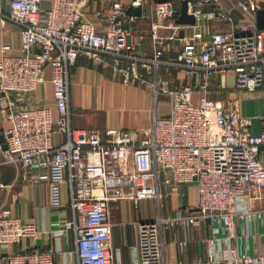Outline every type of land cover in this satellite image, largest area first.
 I'll return each instance as SVG.
<instances>
[{
    "label": "built area",
    "instance_id": "1",
    "mask_svg": "<svg viewBox=\"0 0 264 264\" xmlns=\"http://www.w3.org/2000/svg\"><path fill=\"white\" fill-rule=\"evenodd\" d=\"M87 1L51 0L41 8L39 0H8L7 12L0 8L20 23L21 36L14 53L1 48L0 160L27 168L32 183L46 181L49 203L56 207L63 203L66 181L71 209L46 228L19 218L9 205L0 207L1 264H56L58 255L66 264L71 253L77 264H122L121 248L112 240V201L129 198L138 206L148 197L158 209L148 219L132 220V264H168L167 231L184 253L195 242L207 264H264V118L255 132L252 115L214 95L228 88L264 91V28L256 21V9L264 5L233 0L231 8L243 13L237 19L222 0H189L195 14L190 24L207 14L228 19L229 27L205 37L200 31L183 35L182 50L163 60L167 36L161 27L169 25L179 35L178 0H157L153 6L152 56L143 47L146 33L134 30L146 16L144 0H110L95 10L94 21ZM248 12L253 17H246ZM82 52L94 64H107L104 54H110L113 72L126 84L150 82L155 104L147 124H74L71 70ZM165 62L182 65L193 80L172 86L160 73ZM47 80L54 106L31 103L32 91ZM160 93L170 95L166 112L157 107ZM51 166L66 169V176L54 177ZM187 184L197 189L195 204L165 210L164 196L184 195ZM243 193L247 200L232 206L233 195ZM70 229L75 242L67 250L62 238ZM43 231L54 239L49 248L7 250L11 242L23 236L34 240Z\"/></svg>",
    "mask_w": 264,
    "mask_h": 264
},
{
    "label": "crops",
    "instance_id": "2",
    "mask_svg": "<svg viewBox=\"0 0 264 264\" xmlns=\"http://www.w3.org/2000/svg\"><path fill=\"white\" fill-rule=\"evenodd\" d=\"M157 0H144L143 9L145 17L138 20L134 24V30L136 32H145L146 38L144 45L146 53L150 56L154 54V47L152 36L149 31L150 21L153 18V6ZM179 1V6L181 0ZM51 0H39L40 7L45 8L51 5ZM86 4V12L88 17L93 21L97 20L95 10L98 8L107 7L110 4V0H88ZM223 4L231 9L235 18L243 16V13L237 8H231L233 0H222ZM263 0L260 3L264 5ZM212 4H207L206 9L211 8ZM0 8L3 12H7L9 8L8 0H0ZM137 11L141 10V7L136 8ZM246 17H253L251 12L247 13ZM129 22L126 21L125 25ZM229 27V21L226 18H211L207 14L203 15L197 22L196 25H180V33L177 35L176 31L169 25L161 27V31L167 36L165 49L161 55L163 60L175 58L178 53L182 50V45L185 42L183 35H190L195 31L202 32L205 37L209 32L217 29H226ZM184 32L182 33V29ZM20 23L16 20H12L7 15L0 13V55L2 53L1 48L5 52L14 53L18 49L20 44ZM104 58L107 64H94L92 58L85 52L79 54L77 61L72 66L71 70V110L73 114V122L76 125L94 126L105 128L106 126H144L150 120L152 114L151 101L154 99L153 89L149 81H136L126 84L120 76L114 75L111 71V55L104 54ZM50 70H46V75H49ZM162 77L169 78L172 86H176L183 81H192L193 78L186 75L184 68L180 64H168L164 63L160 71ZM118 86L116 83H118ZM217 80L215 83L217 84ZM141 84V85H138ZM144 85V86H142ZM141 86L143 88H141ZM147 99V104L143 107L135 104L137 97V91L141 90ZM215 96L228 99L230 102H236L239 112H244L255 116V119L264 115V91L256 88V90L247 89H232L228 88L224 93L214 92ZM106 94V96H105ZM108 99L109 108L104 112L97 111L99 105L100 110L104 109L105 97ZM100 98V99H99ZM117 98L119 104L115 107L113 99ZM130 99L132 102L130 103ZM135 99V100H133ZM144 101V100H143ZM142 101V102H143ZM163 106L159 111L166 112L169 106H166L167 101L164 100ZM30 102L32 103H45L54 106L55 101L53 98V85L49 80L40 82L37 84L35 89L30 94ZM104 103V104H103ZM129 104V105H128ZM94 106H96L94 108ZM159 107V102L158 106ZM134 111H132V110ZM139 110V111H138ZM140 110H146V114L143 117H139ZM148 110V111H147ZM138 111V112H137ZM125 112V113H124ZM53 114L57 115V111L54 108ZM111 114V115H110ZM263 124V123H262ZM262 124H259L253 131L257 132ZM1 158V157H0ZM2 172L5 173L8 181H0V207L7 204L11 207L12 211L21 219L31 221L37 227L45 226L46 228H53L58 225L61 218L64 215H68L71 212L69 208V193L68 184L66 181L61 183V194H62V205L56 207L50 205L49 194H47V183L46 181L30 182L27 179L29 171L27 168L22 166L15 167L12 163L4 162L0 160V175ZM66 169L59 168L57 166H51L50 173L54 177L62 178L66 176ZM187 192L184 195H178L176 193L169 195L168 197L172 200H166L165 196L163 199V206L165 210L168 208H174L180 204L194 205L196 199L197 189L193 184H187L184 186ZM142 204L149 206V204L156 199L153 197L141 198ZM129 198H120L116 201H112V240L115 246L121 248L120 256L122 264H132L133 255L131 252V245L136 241V228L132 222L134 218L148 219L152 217L158 206L154 209L139 213L137 216L131 214ZM170 201L172 206H170ZM139 204V203H138ZM170 233V232H169ZM171 236V233H170ZM63 246L69 250L74 246V230L70 229L68 234L62 238ZM54 244V239L47 232H41L36 239H31L28 236H23L19 241L11 242L7 247L10 252L21 251L25 248H40L46 249ZM196 247V245H195ZM196 252L197 248H192ZM67 259L66 264H77V258L74 253H71ZM56 258V264H65L64 258L58 255Z\"/></svg>",
    "mask_w": 264,
    "mask_h": 264
},
{
    "label": "rangeland",
    "instance_id": "3",
    "mask_svg": "<svg viewBox=\"0 0 264 264\" xmlns=\"http://www.w3.org/2000/svg\"><path fill=\"white\" fill-rule=\"evenodd\" d=\"M110 68H111V71H113L112 65H111ZM113 74L114 75H118V73H114V72H113ZM116 84L118 86L119 82L116 83ZM138 85H141V84H138ZM142 86H144V85H142ZM142 86H141V88H143ZM137 95L138 96H141V98H143L144 101L141 100L140 97H137V101L135 99H133V100L136 101L135 104L138 105V106L140 105L142 107L145 106L148 102H147V99H145V95H144L142 89L137 91ZM105 96H106V94H105ZM164 100L167 101L166 106H169L170 95L167 94V93H160V96H159V107H158L159 109H161V107L163 106V104H164L163 102H165ZM131 102H132V100L130 99V103ZM108 103H109L108 102V99H107V97H105V104L103 103L104 104L103 105L104 106V109L103 110H100L101 108H103V107H101V105H99V107L98 106L97 107L94 106V108L96 107V108H98L97 111L104 113L109 108V106H110V105H108ZM110 103L113 106L116 107L119 104V100L117 98H114L113 99V103L111 101H110ZM154 104H155V102H154V99L152 98L151 107H153ZM143 108H145V107H143ZM132 111H134V110H132ZM145 114H146V110L145 111L144 110H140V113L138 114V116L144 118V115ZM249 115H251V114H249ZM263 118H264V115L263 116H260L257 119H255V116H253V123H254L253 124V129H255V127H257L259 124H262ZM165 199L167 201L170 200V199L172 200V198L171 197L169 198L168 196H165ZM246 200H247V193L235 194L232 197L231 204H232V206H236L238 202H243V201H246ZM128 204H129V207H130L131 214H134V216H137L139 213L140 214L141 213H144V211L148 210V208L153 210L154 207L157 204V201L155 202V200H153L149 204L148 207L142 204V200L139 201L138 206H135L134 205V202L132 200ZM4 205H7V204H4ZM170 206H172L171 201H170ZM166 238L168 240V244H167V248H166L167 262H168V264H207V262H205V260H203V256H201L202 258H200V256H198L199 252L202 255L204 254L202 252L203 249L200 248L201 249L200 251L198 249L196 250V252L193 251L192 248H196L195 247V242H192L191 243V248L189 249V251L187 253H184V251L178 250L175 242H172V240L170 238V233L168 231L166 232ZM2 262H3V259L0 258V264Z\"/></svg>",
    "mask_w": 264,
    "mask_h": 264
},
{
    "label": "water",
    "instance_id": "4",
    "mask_svg": "<svg viewBox=\"0 0 264 264\" xmlns=\"http://www.w3.org/2000/svg\"><path fill=\"white\" fill-rule=\"evenodd\" d=\"M188 7H189V0H181V4L179 6V12L177 17L175 18L176 22L183 24H190L195 22V14L189 11ZM256 21L259 27L264 28V6L258 7L256 9ZM181 30L183 33L184 32L183 28ZM1 139H3L2 133L0 134V140ZM2 145L5 146L4 143ZM0 181L2 183L8 181L4 172H2V174L0 175Z\"/></svg>",
    "mask_w": 264,
    "mask_h": 264
}]
</instances>
